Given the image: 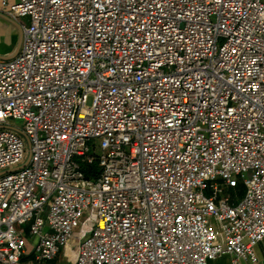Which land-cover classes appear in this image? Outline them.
Instances as JSON below:
<instances>
[{
  "label": "built area",
  "instance_id": "1",
  "mask_svg": "<svg viewBox=\"0 0 264 264\" xmlns=\"http://www.w3.org/2000/svg\"><path fill=\"white\" fill-rule=\"evenodd\" d=\"M0 13L22 32L0 56V264H19L22 226L37 262L73 242L69 264L258 262L264 0H0Z\"/></svg>",
  "mask_w": 264,
  "mask_h": 264
},
{
  "label": "crops",
  "instance_id": "2",
  "mask_svg": "<svg viewBox=\"0 0 264 264\" xmlns=\"http://www.w3.org/2000/svg\"><path fill=\"white\" fill-rule=\"evenodd\" d=\"M3 31V33H1ZM11 31V32H10ZM17 34V41L15 46H12L13 41L11 36ZM19 39V31L17 26L4 14L0 13V56L9 58L15 52L17 42ZM240 197V195L238 194ZM23 236L25 238V251L21 256L19 264H69L70 257L74 254L75 243H71L67 248L61 250L53 259L37 262L35 260L36 241L37 238L28 232L27 226H22ZM257 255L258 262H251L248 264H264V252L262 244H257L254 248ZM205 264H231L229 255H221L215 259L208 260Z\"/></svg>",
  "mask_w": 264,
  "mask_h": 264
},
{
  "label": "rangeland",
  "instance_id": "3",
  "mask_svg": "<svg viewBox=\"0 0 264 264\" xmlns=\"http://www.w3.org/2000/svg\"><path fill=\"white\" fill-rule=\"evenodd\" d=\"M11 32V31H10ZM3 33V31L1 32ZM11 40L13 41L12 46H15V43L17 41V34L15 35V39H14V35L11 36ZM1 50V49H0ZM16 124L21 125L22 124V120L21 119H16L15 120ZM238 193L240 196L243 194L244 192V187L242 182H239L238 186H236L235 188H228L226 190V193H230V194H234V193Z\"/></svg>",
  "mask_w": 264,
  "mask_h": 264
},
{
  "label": "water",
  "instance_id": "4",
  "mask_svg": "<svg viewBox=\"0 0 264 264\" xmlns=\"http://www.w3.org/2000/svg\"><path fill=\"white\" fill-rule=\"evenodd\" d=\"M8 18V17H7ZM11 20V19H10ZM16 26H17V28H18V31H19V39H18V42H17V46H16V49H15V52H14V54L12 55V56H10V57H13L17 52H18V50H19V46H20V42H21V35H22V32H21V28H20V26H19V24L17 23V22H15V21H13V20H11ZM9 57V58H10Z\"/></svg>",
  "mask_w": 264,
  "mask_h": 264
},
{
  "label": "trees",
  "instance_id": "5",
  "mask_svg": "<svg viewBox=\"0 0 264 264\" xmlns=\"http://www.w3.org/2000/svg\"><path fill=\"white\" fill-rule=\"evenodd\" d=\"M96 169V165H88V166H84L83 170L86 173V176H89V172H92Z\"/></svg>",
  "mask_w": 264,
  "mask_h": 264
}]
</instances>
